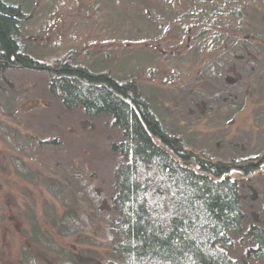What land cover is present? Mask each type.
Segmentation results:
<instances>
[{
  "label": "rangeland",
  "instance_id": "rangeland-1",
  "mask_svg": "<svg viewBox=\"0 0 264 264\" xmlns=\"http://www.w3.org/2000/svg\"><path fill=\"white\" fill-rule=\"evenodd\" d=\"M4 1L19 9L21 50L35 61L109 74L218 161L263 157L264 0ZM50 71L0 70V264H106L115 260L105 224L120 161L111 144L123 137L107 114L66 109L48 91ZM259 164L227 173L244 220L225 252L241 264H264L247 257L243 236L264 227ZM69 211L75 232L62 234Z\"/></svg>",
  "mask_w": 264,
  "mask_h": 264
},
{
  "label": "trees",
  "instance_id": "trees-1",
  "mask_svg": "<svg viewBox=\"0 0 264 264\" xmlns=\"http://www.w3.org/2000/svg\"><path fill=\"white\" fill-rule=\"evenodd\" d=\"M20 17L16 6L0 0V70L20 61L50 69L48 91L66 109L79 106L88 116L107 114L121 131L123 139L111 144L120 155L110 200L115 216L105 224L115 260L106 264H241L225 252L233 246L232 236L242 232L244 213L237 180L219 166L187 159L175 151L174 142L205 160L216 162L218 157L170 131L143 96L134 97V89L109 74L89 73V77L69 63L52 67L55 61H35L26 55L20 44ZM204 33L205 29H199L195 38ZM261 159L259 165L264 155L241 154L224 162L245 164ZM188 160L195 166L188 165ZM256 168L235 170L247 173ZM72 217L71 211L62 217L67 227L62 234L75 232ZM243 236L252 245L247 257L264 259V227L251 224Z\"/></svg>",
  "mask_w": 264,
  "mask_h": 264
},
{
  "label": "water",
  "instance_id": "water-1",
  "mask_svg": "<svg viewBox=\"0 0 264 264\" xmlns=\"http://www.w3.org/2000/svg\"><path fill=\"white\" fill-rule=\"evenodd\" d=\"M20 65L27 67V68H32V69H42V67L36 65V64H29L26 62H22L20 61ZM80 72L85 73L87 76L92 77L91 74H89L88 72H86L83 69H79ZM133 96H136V91H133ZM166 141H171V140H166ZM175 146V151L178 153L183 154L187 159H195L198 163L200 164H206V165H211V166H219L221 168H223L225 171H229V170H234V169H242L246 166H257L261 161H258L256 163L250 162V163H246V164H234V163H230V162H223V161H216V162H211L208 160H205L203 158H201L198 154L192 152V151H188L186 149H184L182 146L178 145L176 142H174Z\"/></svg>",
  "mask_w": 264,
  "mask_h": 264
}]
</instances>
